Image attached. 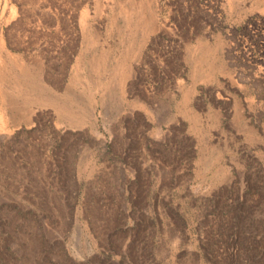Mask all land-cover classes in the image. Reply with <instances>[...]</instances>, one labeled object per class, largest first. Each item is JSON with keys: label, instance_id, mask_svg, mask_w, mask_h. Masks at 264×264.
<instances>
[{"label": "rangeland", "instance_id": "1", "mask_svg": "<svg viewBox=\"0 0 264 264\" xmlns=\"http://www.w3.org/2000/svg\"><path fill=\"white\" fill-rule=\"evenodd\" d=\"M0 264H264V0H0Z\"/></svg>", "mask_w": 264, "mask_h": 264}, {"label": "crops", "instance_id": "2", "mask_svg": "<svg viewBox=\"0 0 264 264\" xmlns=\"http://www.w3.org/2000/svg\"><path fill=\"white\" fill-rule=\"evenodd\" d=\"M127 96L137 101V97H138L137 90H129ZM130 116L133 117V123L131 124L126 123L125 128H124L126 129L125 130L126 142L124 143L125 148L123 149L125 152L132 151L131 146L132 144L136 145L135 140L138 136H141L142 130H143V124H144L143 115L141 112L137 111V108L131 109Z\"/></svg>", "mask_w": 264, "mask_h": 264}]
</instances>
